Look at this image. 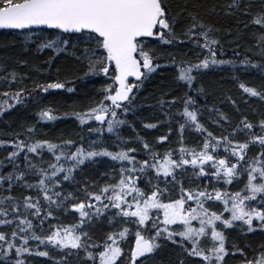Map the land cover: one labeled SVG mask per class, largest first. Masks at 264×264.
<instances>
[{
	"label": "snow or ice",
	"instance_id": "6c2138e0",
	"mask_svg": "<svg viewBox=\"0 0 264 264\" xmlns=\"http://www.w3.org/2000/svg\"><path fill=\"white\" fill-rule=\"evenodd\" d=\"M181 12L186 13L189 23L178 33V14H173L165 0H0V29L26 31L29 41L34 29L56 34L55 39L37 45V51L53 50L49 69L54 67L51 61L71 50V56L86 63L85 76L106 80L99 101L82 112L70 113L81 125L98 122L87 129L90 136L96 135L95 140L89 138L84 142L81 138L77 143L67 139L57 144L33 136L21 140L19 133L10 140L0 139V148L12 146L0 158V264H31L25 254L48 257L49 252L41 251L39 245L68 250L59 260L52 257L54 264H66L73 250L76 255L83 252L84 264H145L168 242L188 257L202 258L198 264H228L226 257L231 258L230 253L239 254V264H264V245L257 260L250 245L245 247L253 251L251 258L245 247L236 243L226 247L225 235L226 229L233 228H239L242 235L264 232V115L256 122L242 116L229 131L225 124L231 125L230 117L215 109L213 123L221 129L220 134H215L199 118L208 108L205 88L202 84L194 87L198 77L210 68L230 65L235 74L237 65H241L243 70L254 68L264 73V0H225L223 5L213 4L210 8L212 14L232 17L244 28L249 24L259 27L254 44L258 60L235 51L234 59L219 58L218 53L224 55L216 35L219 28L205 22L195 8L189 10L186 5ZM245 17L249 18L247 23L242 19ZM154 42L168 46L190 42L192 47L188 51L196 59L177 60L173 56L166 62L176 66V79L186 83L187 91L169 99L165 98L167 93H162L156 100L155 107L170 126L168 134L150 143L139 134L126 138L120 129L126 124L135 127L127 116L137 108V93L157 69L165 66L148 47ZM23 79L24 75L14 70L0 77V83L18 85L10 96L4 95L23 103L31 94ZM32 86L33 90L48 92L64 89L66 84L58 80L43 84L33 81ZM240 87L251 97L264 101V90L244 83ZM197 96H204L205 103H199ZM229 101L236 104L231 98ZM5 107L13 105L0 99V115ZM39 118L52 121L58 117L53 109L46 108L39 112ZM158 123L144 127L156 128ZM173 123L178 126L179 147L167 146L162 151L157 145L163 146L169 140ZM186 128L200 133L198 145L184 143ZM34 131V127L26 129L27 133ZM240 132L247 139H237ZM113 144L118 150H110ZM45 149L53 160H43ZM253 149L254 154L250 155ZM33 154L41 158L39 162ZM105 157L116 162L110 164V173L104 174L112 182L98 188L95 181L91 185L84 183L79 189L85 194L83 200L72 191H65V182L78 184L75 173L86 161L95 163L97 158ZM43 163H47L46 168L41 166ZM9 166L10 170L5 171ZM33 176L34 181L29 179ZM241 180L240 190L229 188L234 181ZM17 188L35 190L37 194L18 196L14 194ZM73 209L79 214L74 224L51 222L60 219L57 212L74 215ZM104 221L113 230L103 240H94L89 229ZM208 238L211 245H203L202 241ZM32 240L39 244L31 246ZM178 264H185L183 257Z\"/></svg>",
	"mask_w": 264,
	"mask_h": 264
},
{
	"label": "trees",
	"instance_id": "16d2710c",
	"mask_svg": "<svg viewBox=\"0 0 264 264\" xmlns=\"http://www.w3.org/2000/svg\"><path fill=\"white\" fill-rule=\"evenodd\" d=\"M173 12L177 15L176 31L182 32L189 21L186 13L181 12V9L188 6L189 10L193 8L199 10L201 17L205 22L214 24L219 31L216 33L223 46L224 55L219 58L222 59H234L233 52L240 53L241 56H252L254 60L260 59L259 56L254 55L255 36L259 34V27L249 24L248 28H244L243 24L237 23V20L224 16L222 14H212L210 8L213 4L220 6L225 3V0H165ZM255 11V6L253 8ZM245 23L248 22L247 17L242 18ZM230 30V31H229ZM35 34L29 41L26 39L28 33L23 30H0V77H3L10 71H16L21 75H24L23 85L31 94L26 96L23 103H17L9 98V96L17 89L18 85L12 83L9 87L8 83H0V99L6 100L8 104H12L11 108H4L3 114L0 115V139L10 140L14 138V134L19 133L21 140H27L28 136H33L35 139L49 140L51 142L59 144L63 140L72 139L77 143L81 142L83 138L84 142H87L89 138L96 139L95 134H89L88 127H95L98 122L89 121L86 125H81L79 120L75 116L70 115L71 112H82L94 102L101 99L100 89L106 80L100 76H85L86 63L78 61L75 57L71 56L69 50L68 53H61L51 63L54 65L51 69L48 67L49 57L53 55L52 49L45 48L43 51H37V45L45 42L48 39H55L56 34L51 30L34 29ZM239 45V47H237ZM150 49L154 51V54L160 57V62L164 67L157 69L152 74L149 80L145 81L144 86L139 90L136 97L137 108L134 113H130L127 116V120L130 121L135 127L132 128L129 125H124L120 129L124 137H135L136 134L144 137L150 143H155L158 136L168 134V127L170 126L165 115L155 107L156 100L162 93H167L165 97L169 99L172 95H183L184 91H187L186 83L183 81H177V68L174 64L166 63L172 60L173 56L177 60L191 58L193 60L196 57L191 51H188L192 47L190 42H185L179 46H168L159 43H152L148 45ZM252 49V51H250ZM198 52L199 49H196ZM21 61H27L26 64ZM60 81L66 84L64 89H50L48 92H42L39 89L33 90V81L39 83H47L52 81ZM244 83L246 86L255 87L257 90H264V73L254 68H248L243 70V66L237 65L236 72L233 74L230 65L220 66L219 68H210L204 71L202 77H198L194 82V87L202 84L205 88L208 108L204 110L203 114L199 117L201 122L215 134H220L221 129L217 124L213 123L216 119L214 110L219 109L230 117L231 125L225 124L227 130H231L239 123L242 116H248L250 120L256 122L264 115V101H261L258 97H251L245 93L240 87V84ZM68 88H73V91H68ZM136 90L134 89V92ZM4 93H8L9 96H5ZM194 94V93H190ZM198 102L205 103L204 96L196 97ZM231 100H235L236 104L230 103ZM180 105L177 104L176 108ZM51 108L54 110V114L58 117L56 120L44 121L39 118V112L42 109ZM175 108L173 112H175ZM69 113V115H64ZM177 119L179 117L177 116ZM160 123L156 128H145L144 124L147 123ZM221 123H224L221 121ZM34 127L35 131L27 133L26 129ZM173 131L169 135V140L163 142V146L157 145L163 151L165 147L171 146L178 148L179 145L177 130L178 126L173 123L171 125ZM107 137L108 134L105 133ZM237 139H247L243 132L237 133ZM114 139V138H113ZM201 141L200 133L195 129H187L184 133V143L189 146L198 145ZM31 142V141H28ZM133 147H139L137 143H132ZM12 146L8 145L6 149L0 148V158L6 156L7 151H11ZM74 150V149H73ZM112 151L118 150L113 144ZM250 151V155L254 154ZM23 155V154H21ZM33 158L39 162L40 157H36L33 154ZM44 161H51L54 158L52 154L45 149L42 153ZM142 158V154H141ZM116 162H110V158H97L95 163L87 162L82 165L80 169H77L75 173L78 184L71 185L67 182L64 184L65 191H72L79 199H85V194L79 189L88 183L91 185L95 181L97 188L102 186L105 182H112L108 179L105 173H110V164ZM42 167H47V163H43ZM10 170V166L5 168V171ZM187 175V174H186ZM34 181L36 177H29ZM206 183V181H203ZM143 187V185H141ZM187 186V184H186ZM243 187V180L241 182H233L229 188L232 191L240 190ZM90 190L95 191L96 188ZM15 195L30 194L35 196L37 193L35 190H24L17 188L14 191ZM174 195L176 193H173ZM43 203V201H41ZM220 204V202H216ZM114 211V210H113ZM72 213L57 212L60 217L59 220H52L53 224L62 223L65 226L74 224L79 219V214L76 210H72ZM229 215L225 213V216ZM37 223L36 221H33ZM193 223H196L195 221ZM0 230H3V226H0ZM113 227L109 226L106 221L97 222L89 229V234L94 240H103L105 235L112 231ZM40 232V229H37ZM226 247H231L233 243L245 247L250 245L251 249L255 250L256 259H259L258 253L261 250V245H264V233L256 231L255 233H248L242 235L241 232L234 234L233 229H226ZM179 239V237H177ZM211 239L208 238L202 241L205 246L211 245ZM29 244L35 247L39 244L38 241H29ZM131 246L134 247V239L131 241ZM40 250H47L49 252L48 257H41L38 255L27 256V259L31 264H54L52 257L57 260L64 256L68 250H57L54 247L48 245H39ZM245 251L251 258L254 253L249 248L245 247ZM69 254L67 256L66 264H84L83 252L79 255ZM184 258L185 264H198L202 259L200 257H188L181 248L173 246L170 242L165 243L155 255H151L145 264H178L181 258ZM230 257H226L228 264H239V254Z\"/></svg>",
	"mask_w": 264,
	"mask_h": 264
},
{
	"label": "flooded vegetation",
	"instance_id": "af4514ba",
	"mask_svg": "<svg viewBox=\"0 0 264 264\" xmlns=\"http://www.w3.org/2000/svg\"><path fill=\"white\" fill-rule=\"evenodd\" d=\"M130 79H132V78H130ZM233 231H234V234L236 235L237 232L238 233L240 232V229L239 228H233ZM257 231H260V230H257ZM262 233H264V232H262ZM257 256H259V255H257Z\"/></svg>",
	"mask_w": 264,
	"mask_h": 264
},
{
	"label": "water",
	"instance_id": "95a60500",
	"mask_svg": "<svg viewBox=\"0 0 264 264\" xmlns=\"http://www.w3.org/2000/svg\"><path fill=\"white\" fill-rule=\"evenodd\" d=\"M0 30H17V29H0Z\"/></svg>",
	"mask_w": 264,
	"mask_h": 264
}]
</instances>
